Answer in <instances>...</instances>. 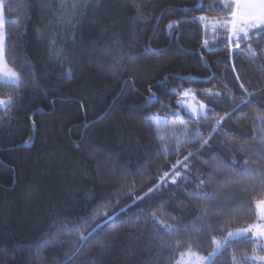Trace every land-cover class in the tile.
I'll use <instances>...</instances> for the list:
<instances>
[{
  "label": "trees",
  "instance_id": "16d2710c",
  "mask_svg": "<svg viewBox=\"0 0 264 264\" xmlns=\"http://www.w3.org/2000/svg\"><path fill=\"white\" fill-rule=\"evenodd\" d=\"M0 2L22 78L0 84V264H176L256 221L264 28L205 47L223 0ZM254 245L215 264H250Z\"/></svg>",
  "mask_w": 264,
  "mask_h": 264
},
{
  "label": "rangeland",
  "instance_id": "374dc122",
  "mask_svg": "<svg viewBox=\"0 0 264 264\" xmlns=\"http://www.w3.org/2000/svg\"><path fill=\"white\" fill-rule=\"evenodd\" d=\"M225 9H230V19L222 24L213 26L211 21L203 22L204 25V46L205 47H213L216 44H218L219 40L223 38V41L225 39V43L228 45H232L233 42H236L240 37H242L244 32H248V38L252 35L253 32L257 33L260 29L264 28V21L259 19V9L256 10V12L249 16L246 14V11L243 7L245 4H258L259 0H223ZM0 4H3L0 2ZM2 7H0V44H3L4 46V33H3V16H2ZM202 21V19L200 20ZM257 25H262L261 27H257ZM226 30V32H225ZM247 39V38H243ZM234 47V46H231ZM7 101V100H6ZM0 102H5L4 99H0ZM4 104H0V109L5 107ZM180 105L185 108V110L189 113H192L194 115H203L205 113L206 108L202 105L196 104V102L193 100L190 96H183ZM264 202V201H260ZM258 202L256 204V221L252 224H248L239 228L230 229L225 233V236L222 240L216 239L214 241V248L212 252L207 256H201L196 254L195 256H184L183 254L188 253L189 251L182 252L177 261L176 264H183L184 261H187L188 264H202L201 261L197 259V257H203L207 258L208 256L212 255L213 252L216 250V242H219L222 247L228 242L232 241L234 239H231L228 236V233H240V232H247V236L251 237L250 240L255 242L254 245V253L249 256V262L250 264H264V254H261L260 251L264 250V237L258 238V233L260 231H264V219H261L259 212L260 209L257 208V205L260 203ZM248 229H251V231H247ZM238 238H246L244 236L237 237ZM261 243V245H258ZM221 251V250H220ZM192 252V251H191ZM194 253V252H193ZM183 256V261L181 260V257Z\"/></svg>",
  "mask_w": 264,
  "mask_h": 264
},
{
  "label": "snow or ice",
  "instance_id": "6c2138e0",
  "mask_svg": "<svg viewBox=\"0 0 264 264\" xmlns=\"http://www.w3.org/2000/svg\"><path fill=\"white\" fill-rule=\"evenodd\" d=\"M0 7H3V4H0ZM246 14L251 16L253 15L257 9H259V19L264 21V0H259L258 4H245L243 5ZM262 25H257V27H261ZM174 27L173 24L169 25V28L171 29ZM257 33L253 32L252 35H256ZM248 32H244L242 37L240 38H248ZM4 46L3 44H0V84L8 86V87H19L20 83L22 82V78L14 72L8 65L6 61V57L4 55ZM6 103L7 105H10V101L8 102H0V104ZM203 107V106H201ZM175 181L173 180V183ZM257 208L260 209L259 215L261 219H264V202H260L257 205ZM247 231H251V229H248ZM228 236L231 239H236L237 237L244 236L247 239H251V237L247 236V232H240V233H228ZM264 237V231H260L258 233V238ZM222 245L219 242H216V250L212 253V255L208 256L207 258L203 257H197L199 261L202 262V264H215V259L217 254L220 252ZM184 256H195L196 254L191 252L189 250L188 253L183 254ZM181 260L183 261V256L181 257ZM183 264H188L187 261H184Z\"/></svg>",
  "mask_w": 264,
  "mask_h": 264
}]
</instances>
